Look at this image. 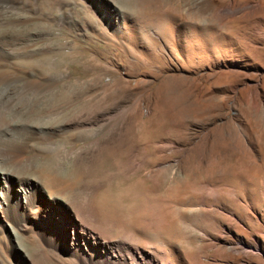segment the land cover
Returning a JSON list of instances; mask_svg holds the SVG:
<instances>
[{"label": "rangeland", "instance_id": "374dc122", "mask_svg": "<svg viewBox=\"0 0 264 264\" xmlns=\"http://www.w3.org/2000/svg\"><path fill=\"white\" fill-rule=\"evenodd\" d=\"M34 1L12 14L47 50L30 62L66 76L31 109L60 117L31 121L64 138L21 164L0 136V168H53L65 204L93 207L85 224L159 264H264V0ZM3 223L0 264H71Z\"/></svg>", "mask_w": 264, "mask_h": 264}, {"label": "bare ground", "instance_id": "6f19581e", "mask_svg": "<svg viewBox=\"0 0 264 264\" xmlns=\"http://www.w3.org/2000/svg\"><path fill=\"white\" fill-rule=\"evenodd\" d=\"M28 3L33 6L35 1L0 0V28L3 29L0 32V110L12 113V118L4 120L6 116L0 112V122L3 120L0 136L12 137L11 154L21 164L31 162L42 143L51 144L57 136L62 138L64 132L63 126L47 124L43 127L31 121L32 115L57 119V113L52 111L51 114V110H47L49 108H43L38 113L31 112V109L34 105L49 102L51 94L60 90L59 86L66 74L60 72L51 81L46 73L39 72L38 65L30 62L33 58L40 63V56L47 50L39 47L42 37L32 34L29 20L12 15L17 6L24 7ZM102 10L103 16L109 21L111 13L108 8ZM10 59L14 60L13 71L5 69ZM144 64L150 65L149 62ZM36 72H39V76ZM104 128L100 126L95 132ZM79 136L75 135L74 139L78 140ZM242 148L238 143L239 153L244 156L247 152ZM47 158H50L49 154ZM40 170L38 175L25 174L21 177L0 168V213L3 225L10 222L14 233L19 235L24 231L30 235L35 245L29 251L31 257L41 254L49 259L46 247L57 249L61 246L71 255V264H159L154 255L146 256L137 247L110 241L85 224L87 217L95 218L93 207L87 210L78 205L65 204L61 193L69 189L71 183H66L51 167ZM17 225L20 227L16 229Z\"/></svg>", "mask_w": 264, "mask_h": 264}]
</instances>
